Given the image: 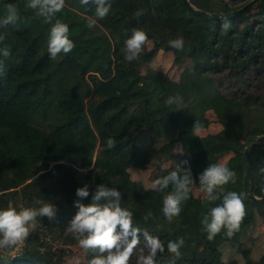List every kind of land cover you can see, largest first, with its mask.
Listing matches in <instances>:
<instances>
[{"label": "trees", "instance_id": "trees-1", "mask_svg": "<svg viewBox=\"0 0 264 264\" xmlns=\"http://www.w3.org/2000/svg\"><path fill=\"white\" fill-rule=\"evenodd\" d=\"M188 0L190 5L209 14H225L252 0ZM27 0H0V20L12 4L18 9L14 25L0 27V50L4 72L0 75V210L9 206L39 208L40 202L55 205L56 220L37 217L31 247L21 248L17 257L0 255V264H62L65 248H52L49 240L73 245L78 240L67 230L78 209L76 189L89 186L90 195L81 203H91L97 185L121 193V207L132 212L133 226L140 229L139 244L130 264H136L139 251L146 248L143 233L158 237L165 251L156 264H240L222 260L221 247L230 244L242 253L243 264H264V251L257 259L242 249L244 228L257 219L249 193L264 198L263 144H252L264 137V95L235 97L218 90L220 80H245V73L264 71V2L256 3L227 19L201 17L189 11L182 0H106L107 16L89 28L97 5L65 0V8L55 19L69 26L75 47L55 59L48 53L51 24L26 8ZM257 12L251 14V9ZM143 14L137 16L138 10ZM227 25V26H226ZM133 29L148 34L139 58L124 59V42ZM182 38V50L169 41ZM149 45V46H148ZM170 52L174 63L182 65L178 80L152 68L141 72L158 53ZM182 97V106L168 105L169 97ZM251 100V102H250ZM212 110L222 130L213 135H195L193 125H207L204 112ZM255 115V117L253 116ZM116 144L108 148L107 140ZM225 163L236 173V181L225 191L241 194L246 215L231 238L222 230L212 241L201 221L210 209L222 204V197L207 201L194 197L181 204L179 216L169 222L162 212L163 192L145 188L131 179L129 169L155 166L153 181L171 171L190 168L193 188L200 190L199 175ZM170 162L166 168L165 163ZM247 165L250 175L247 176ZM35 177V179H34ZM204 194V193H203ZM104 203V201H101ZM151 212L147 220L145 216ZM183 237L185 245L176 257L167 251L170 240ZM79 264L95 255L85 252ZM252 251V250H251ZM252 259V260H250ZM242 264V263H241Z\"/></svg>", "mask_w": 264, "mask_h": 264}, {"label": "clouds", "instance_id": "clouds-1", "mask_svg": "<svg viewBox=\"0 0 264 264\" xmlns=\"http://www.w3.org/2000/svg\"><path fill=\"white\" fill-rule=\"evenodd\" d=\"M90 0H80L82 5L89 4ZM97 5L95 18H89L87 26H97V20L104 19L110 5L106 0H91ZM65 0H27L26 8L35 11L36 15L43 17L46 23L51 24L48 38V53L51 59H55L61 52L67 54L75 47L69 38V26L55 19L56 14L65 8ZM6 16L0 20V27L14 25L19 20L18 9L15 5H8ZM143 14L138 10L136 15ZM227 26V25H226ZM4 39L0 36V41ZM149 43L148 34L142 29H133L132 34L124 42V59L132 62L139 58L144 45ZM170 47L182 50L184 42L182 38L169 41ZM2 55L7 57V48L0 50ZM4 72V62L0 60V75ZM168 105L182 106V97H169ZM194 132L200 131V125H193ZM116 142L114 139L107 140L108 148H113ZM264 174V167L259 169ZM35 179V177H34ZM200 191L205 195L207 201L221 199L222 204L210 209L201 221L207 232V239L212 241L222 230L225 235L231 238L239 231L241 223L246 215L243 197L233 191H225L224 186L230 181L235 183L236 173L230 170L225 163L210 165L199 175ZM173 186V191L163 196L162 212L165 218L171 222L174 217L179 216L181 204L189 199V194L194 186V180L190 168L171 171L168 175L157 178L151 183L153 190L163 192ZM75 195L78 199L74 206L78 209L70 220L68 231L78 240L79 246L87 252L93 250L95 255L88 260L87 264H130L134 250L139 244L140 229L133 226L132 212L121 207V193L115 188L104 185H97L91 195V203L85 205L81 200L90 195L89 186L84 185L76 189ZM104 201V203H101ZM39 208H21L9 206L0 210V251L20 246L30 235L31 230L36 228L37 217H47L49 222L56 220L57 209L52 203L40 202ZM149 212L145 220L151 217ZM146 241L147 253L143 250L137 257L136 264H156L158 254L165 251V246L158 237L143 233ZM185 245L183 237L177 240H170L167 244V251L176 257L180 256V249ZM76 264H79L77 260Z\"/></svg>", "mask_w": 264, "mask_h": 264}, {"label": "rangeland", "instance_id": "rangeland-1", "mask_svg": "<svg viewBox=\"0 0 264 264\" xmlns=\"http://www.w3.org/2000/svg\"><path fill=\"white\" fill-rule=\"evenodd\" d=\"M245 0L238 1L235 3L234 7H239L243 4ZM257 12L256 8L251 9V14ZM149 46V45H148ZM158 70L164 74H167L172 80L177 81L180 72L182 71L183 66L174 63L173 56L170 52H160L158 53L149 63H145L141 66V72H145L148 69ZM219 74L215 75L217 80L218 90L221 91L225 95H231L235 97H247L250 95H264V71L260 73H256L254 71L245 73V80L242 83H239L236 78H222L220 80ZM251 102V100H250ZM261 110H264V98L262 99ZM255 117V115H253ZM204 118L207 120V125L205 127H200V131L195 135L199 137H205L207 135L217 134L222 130L221 124H219L216 120L215 114L212 110H206L204 112ZM232 156V154H225L218 163H226L228 159ZM170 165V162L165 163L163 165L164 168ZM155 166H149L146 169H129L130 177L133 181L138 182L145 188H151V183L153 182V175L155 173ZM192 194L194 197L203 198L204 194L202 191L193 188ZM257 219L254 223L255 227L250 229L244 228L242 230L241 238L244 240V244L242 245V249L248 250L252 253V259H257L262 252L264 251V209H255ZM34 230L30 231V235L24 241V243L20 246L13 247L11 249H7L4 251H0V255L3 252L10 257H17L21 248L24 246L31 247L32 236L34 235ZM52 248H65L67 254L62 258V264H76L77 260L79 263L84 261L85 254L83 249L79 246V243H75L73 245H63L62 241L52 240L48 241ZM146 254L147 251L141 249L140 252ZM252 250V251H251ZM222 252V260L226 263H230L231 261H237L240 264L244 263V259L242 257V253L234 248L230 244H224L221 247ZM250 259V260H252Z\"/></svg>", "mask_w": 264, "mask_h": 264}, {"label": "water", "instance_id": "water-1", "mask_svg": "<svg viewBox=\"0 0 264 264\" xmlns=\"http://www.w3.org/2000/svg\"><path fill=\"white\" fill-rule=\"evenodd\" d=\"M257 0H252L250 2H248L247 4H245L244 6H242L240 9L238 10H235L233 12H230V13H225V14H220V15H216V14H209V13H206V12H203L201 10H197L195 8H193L190 3L188 2V0H182L183 4L185 5V7L191 11L193 14L197 15V16H201V17H208V18H211V19H217V18H220V19H227L231 16H237V15H240L241 13H243L244 11H246L247 9H249L250 7H252L255 3H256ZM262 2H264V0H261ZM252 144H263V148H264V137H258L254 140H252L245 148L244 150V155H245V158L248 157V154H249V150H250V146ZM250 175V169L247 165V176L249 177ZM248 197L252 200V202L254 204H263L264 203V198H257L255 196L252 195V193H249L248 194Z\"/></svg>", "mask_w": 264, "mask_h": 264}]
</instances>
